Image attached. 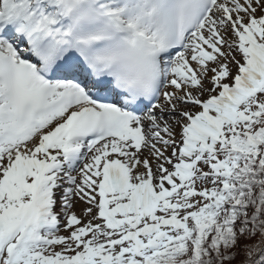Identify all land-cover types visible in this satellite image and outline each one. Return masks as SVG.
I'll use <instances>...</instances> for the list:
<instances>
[{
  "label": "snow or ice",
  "instance_id": "6c2138e0",
  "mask_svg": "<svg viewBox=\"0 0 264 264\" xmlns=\"http://www.w3.org/2000/svg\"><path fill=\"white\" fill-rule=\"evenodd\" d=\"M0 264H264V0H0Z\"/></svg>",
  "mask_w": 264,
  "mask_h": 264
}]
</instances>
